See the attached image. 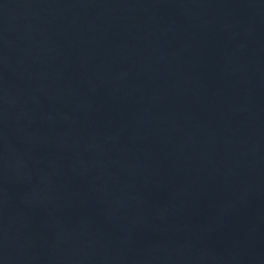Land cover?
I'll return each mask as SVG.
<instances>
[{
	"label": "water",
	"instance_id": "95a60500",
	"mask_svg": "<svg viewBox=\"0 0 264 264\" xmlns=\"http://www.w3.org/2000/svg\"><path fill=\"white\" fill-rule=\"evenodd\" d=\"M0 264H264V0H0Z\"/></svg>",
	"mask_w": 264,
	"mask_h": 264
}]
</instances>
